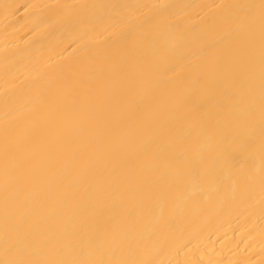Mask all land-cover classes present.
Returning a JSON list of instances; mask_svg holds the SVG:
<instances>
[{"label":"bare ground","instance_id":"obj_1","mask_svg":"<svg viewBox=\"0 0 264 264\" xmlns=\"http://www.w3.org/2000/svg\"><path fill=\"white\" fill-rule=\"evenodd\" d=\"M0 264H264V0H0Z\"/></svg>","mask_w":264,"mask_h":264}]
</instances>
